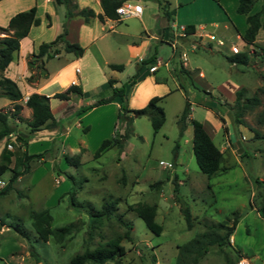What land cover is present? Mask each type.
I'll return each mask as SVG.
<instances>
[{"label": "rangeland", "instance_id": "1", "mask_svg": "<svg viewBox=\"0 0 264 264\" xmlns=\"http://www.w3.org/2000/svg\"><path fill=\"white\" fill-rule=\"evenodd\" d=\"M260 3L256 0L249 13L258 11ZM241 19V24H245L244 18ZM116 24L137 25L131 18ZM45 25L33 28L29 38L39 43L52 40L54 28ZM227 25L206 26L205 32L214 38L208 40L210 47L201 45L192 36H187L182 44L176 42L174 53H171L170 45L158 44L156 54L161 62L169 61L176 71L182 64L179 55L183 52L185 65L192 71L193 78L188 79L178 72L175 80L167 76L169 93L159 101L164 121L156 132L146 116L132 117L131 134L122 150L118 152L115 146H111L94 157L101 140L110 138L114 132L122 133L124 128L116 113L112 115L109 109H105L89 113L82 119L83 128L72 123L74 115L67 117L70 123L61 119L62 125L68 126L67 132H62L59 137L63 144L59 138L45 142L43 137L27 142L28 153L48 151L41 159L29 162V172L22 175L11 189L2 193L5 186L0 187V264H66L73 254L104 244L117 235L121 236L119 244L124 253L103 264H176L179 246L203 233L223 235L232 224L234 227L230 228L228 239L221 245H207L196 264H237L241 259L246 264H264V220L256 212L264 195V123L257 121V114L264 110V58L263 53L254 47L253 53L256 54L251 55L247 64L230 63L226 57L231 53L226 50V45L235 44L239 51L242 47L241 41L234 36V28ZM262 33L261 30L257 33L258 40ZM217 39H221L225 46L216 45ZM133 40H137L136 37ZM57 64L56 58L46 61L50 69ZM134 66L131 60L119 71L118 85L132 75ZM19 69L14 68V71ZM198 70L201 77L197 75ZM164 72L161 65L158 73ZM85 73L94 84L92 88L96 87L98 97L110 93L106 84V67L94 66ZM30 75L37 77L38 74L30 69ZM16 83L23 93L21 95L25 96L22 83L18 80ZM29 84L34 86L36 82ZM234 84L243 89L242 98L255 95L259 99L256 106L242 113L241 123L234 122L230 110L234 91H227V85ZM19 100L22 102V97ZM52 101L51 108L56 100ZM184 108L189 115L181 120ZM6 110L10 111V108ZM189 119L199 121L212 143L222 151L219 169L212 175L200 172L196 165L191 151ZM87 120H91L89 128ZM19 122L16 124L14 118H8L12 132L7 143L11 148L4 145L5 150L17 151L18 134L31 135L27 125ZM180 124L181 135L178 132ZM80 147L83 150L78 158L79 164L68 165L62 154L73 155ZM159 161L171 166L164 168ZM12 164L11 160L9 166ZM9 174L5 171L0 175V181L5 185ZM65 174L71 175L73 182ZM155 182L159 183L154 185ZM72 185L75 190L73 205L67 193ZM109 199L117 200L113 212L130 223L129 238L122 236L125 228L114 217L101 218L89 227L87 210L99 209L101 203ZM137 203L155 206L153 219L161 227L158 234L147 229L131 209ZM180 207L188 209L190 226L186 225ZM42 208H47L51 215V228L72 222L71 234L61 242H55L52 236L46 241L38 239L31 226L30 212ZM14 223L23 228L26 238L13 230ZM184 263H190V256Z\"/></svg>", "mask_w": 264, "mask_h": 264}, {"label": "trees", "instance_id": "2", "mask_svg": "<svg viewBox=\"0 0 264 264\" xmlns=\"http://www.w3.org/2000/svg\"><path fill=\"white\" fill-rule=\"evenodd\" d=\"M57 3H60L64 7V19L61 23L60 32L48 42H42L37 47V52L31 54L26 62L29 69H34L42 78L47 76L45 69L43 68V59H48L61 50L64 52H70L74 56L78 57L82 54L83 48L77 43H70L65 40L64 36L66 33V21L72 16H80L84 21H88L90 17L94 16V13L91 9L81 8L76 10V5L72 0H56ZM102 13L106 18L117 19L115 14V7L124 0H98ZM256 0H238L235 11L239 14L245 15L246 27L243 33L240 35V39L246 45H252L255 34L260 27H264V0H260V9L254 13H249L250 8ZM158 11L162 16L165 17L167 21H171L174 9L168 7L166 0L157 1ZM101 18V15H98ZM39 22L38 18L35 15V7L32 6L26 10L19 11L9 17L7 24L5 26H0V72L4 70L7 64L12 59L13 52H16L19 47V40L24 37L30 26L37 25ZM185 33H192L193 26L185 25L183 27ZM263 53L264 58V48H258ZM255 55L256 52H247L239 51L233 53L231 56L226 57L230 63L242 64L245 65L249 62L251 55ZM154 57L149 55L145 58L139 60L135 66L134 72L132 75L127 77L119 86L111 87V93L104 98L97 99L92 104L88 106H82L78 109V113L82 112L88 107L96 106L99 104H104L110 102L114 96H117L120 99L119 106L116 110L117 119L121 120L124 124L122 133L114 132V134L108 138L101 140L99 146L93 153V156H98L101 151L104 149L115 146L118 149V152L122 150V146L125 140L131 134V119L135 116L144 115L148 118L153 132H156L161 124L164 121V112L162 107L159 104V101L162 99V96H152L148 99L147 103L140 108H129L127 106L126 99L124 97L125 87L132 85L135 81V76L140 67L145 66ZM108 67L117 71L123 69L122 64L109 63ZM180 73L188 77V71L184 69L182 64H179V67L176 73ZM28 81L33 80V75H29L26 78ZM156 82L157 79H155ZM108 84L111 86V79L108 80ZM82 94L81 88L78 85L70 84L64 90L56 92L52 95L53 98L60 100L68 99L71 95L80 96ZM243 89L239 88L234 92V101L230 107V110L233 113L234 122L241 123V115L245 110H250L259 103L257 96L252 95L250 97L242 98ZM0 96L5 97L10 101L19 100L22 95L19 91L16 83L2 75H0ZM49 97L43 94L31 92L28 94L27 98L24 101V104L27 108L30 109V117L28 119H22L17 116L20 121H23L27 127L28 132L32 133L39 129H53L56 127L57 123L54 121L51 111L48 105ZM20 106L17 103H13L11 110H0V140L8 136L12 132V127L8 123V118L15 116L19 110ZM187 110L184 108L180 119L182 120L187 115ZM191 125V151L196 162V165L200 172L209 176L214 174L219 169L220 161L222 160V152L212 143L209 135L204 130L202 124L195 120L189 119ZM257 121L259 123H264V110L260 111L257 114ZM179 135L182 132V125H179ZM264 137V134H263ZM17 151H1L0 158L3 160L0 162V175L5 171H9V177L7 184L1 190V192H6L11 189V183L21 175H24L29 172L30 166L29 162L32 159H41L48 149L43 150L39 153H28L26 150V145L29 140L27 134H18L16 136ZM176 145H174V151ZM83 150V147L79 148V151L73 155L66 153L62 154L63 160L68 165H78L79 164V155ZM12 157V159H11ZM13 161L12 166H9L10 161ZM55 170L57 169L55 163L52 166ZM71 182L72 177L69 174H65ZM259 182V181H256ZM159 182H155L154 185H157ZM176 190V183H174L173 191ZM69 200L71 205L74 204V193L75 190L72 187L68 190ZM117 203L116 199H109L101 203L100 208L93 210L88 209V215L90 217L89 227L93 226L100 221L101 218L108 219L109 217H114L116 221L121 224L125 230L122 233V236L129 238L128 230L131 228L130 223L124 219L120 214H115L113 211ZM137 216H139L147 229L152 231L155 234L160 232L161 227L154 222L155 215V206L146 204V203H137L131 207ZM180 211L183 214V217L186 221V225L190 226V213L186 207H180ZM258 215L264 220V195L261 198L260 204L256 208ZM31 226L38 239L46 241L49 236H52L55 242H61L62 239L71 234L74 224L72 222L67 223L63 226L51 228L50 221L51 215L47 208H42L38 211L30 212ZM234 224L230 227H227L223 235H214L212 233H203L198 238L191 239L190 241L184 243L178 248V255L176 258V264H185L184 261L187 256H190V263L196 264L197 261L206 251V246L209 244L221 245V243L228 239L231 234V229ZM19 235L26 238L25 232L18 223H14L12 226ZM212 235V236H208ZM121 236L117 235L113 238L108 239L104 244H99L92 249L84 248L81 252L73 254L66 264H86V262H93L95 264H103L105 261H110L116 256H121L124 253V248L119 244ZM203 238V239H202ZM204 241H206L204 243ZM30 253H32L30 251Z\"/></svg>", "mask_w": 264, "mask_h": 264}, {"label": "crops", "instance_id": "3", "mask_svg": "<svg viewBox=\"0 0 264 264\" xmlns=\"http://www.w3.org/2000/svg\"><path fill=\"white\" fill-rule=\"evenodd\" d=\"M129 1L141 6L139 15L125 18L135 20L136 26H129L128 24L120 26L116 23L124 19L114 20L106 18L102 13L98 0H72L76 5V10L88 8L94 13V16L90 17L88 21H84L82 17L76 15L66 21V33L64 38L70 43H77L80 45L83 48L82 54L76 57L70 52L61 50L58 54L51 57L58 60V64L55 68L50 69L46 66V61L51 58L43 59V68L47 73L45 78H42L37 73V77L34 75L33 77L35 78L32 81H28L26 77L30 75V69L27 67L26 58L31 54H35L38 45L42 43L35 42V40L29 38V36L33 28H40L42 25L47 24L45 25L47 28L53 26L54 30L52 32V37H55L61 29V23L64 19V7L62 4L57 3L56 0H0V26H5L9 17L13 14L26 10L32 6L35 7V15L39 20L38 24L30 26L27 34L19 40L18 50L13 52L12 59L4 70L0 72V75L13 80L15 83L16 80L20 81L24 87L25 96H22V102H19L20 100L13 102L0 96V110H6L8 108L11 110L13 103L19 104L20 112H17V114L13 116L16 124L20 123L17 116L22 119H28L30 117V109L24 104L29 93L35 92L49 97V109L57 125L53 129H40L32 132L29 136L28 143L33 139L41 137L46 139L44 140L45 142H48V139L52 140L54 138H59L61 133L67 132L68 129L66 124L62 125L64 122H62L61 119L64 118V121H66L65 123H70L68 122L69 120L67 121L68 116L74 115L72 123L75 126L83 128L81 125L82 119L86 118L89 113L103 111L105 109H109L112 115L116 113L120 103V99L117 96H114L110 102L91 106L82 112H77L80 107L88 106L97 99L107 97L111 93V87L119 86L118 83H120V80L117 76L119 71L110 69L108 67L109 63L122 64L124 68L126 63H129L131 60H133V64L136 66L140 59L149 55L154 57L148 64L139 68L134 83L125 87L124 97L127 106L129 108H140L144 106L153 95L164 93L162 95L163 98L165 94L169 93V89L166 86L167 76L173 80L177 79L175 67H171L169 61L161 62V58L156 54L158 44L170 45L171 41H174V47L172 48L170 45L171 53H174L173 50H176V42L182 44L186 41L185 39L187 36H192L195 40H198L201 45L207 44L210 47V43L205 35L211 33L205 32L206 26L216 27L218 23H222L223 27L230 24L234 28V36L241 41L242 51L253 52L254 47L264 48V27L258 28L252 45L248 46L240 39V35L244 31L246 23L241 24V18L243 17L245 20V15L236 13L235 11L238 0H166L168 7L174 9L171 21H167L158 11V0ZM98 15H101V18H99ZM185 25H192L193 32L185 33L181 31V27ZM260 30L263 33L258 40L256 37ZM1 35L2 34H0V36ZM133 37H136L137 40H133ZM196 45L198 44L196 43ZM229 45H226V50L228 52H230L228 49ZM232 45L236 46L235 44ZM221 46H225L224 42ZM236 48L238 49L237 46ZM231 55L232 53L229 54V56ZM179 58L181 59L184 69L188 71L187 78L192 79L193 73L185 65V55L183 52L180 53ZM99 65L108 69L106 84L108 90H110V93L102 97L97 96L96 87L92 88L94 84L90 82L91 79L88 78L85 73L94 68V66L98 67ZM161 65L164 66V74L158 73V68ZM19 67V71L15 72L14 68ZM31 71L34 73L33 70ZM196 72L199 77L202 76L199 70ZM109 79L112 81L111 86L108 84ZM155 79H157L158 82H156ZM29 82H36V84L33 86L30 85ZM70 84L78 85L81 88L82 94L80 96L71 95L68 99L64 100L52 97L54 93L64 90ZM227 86L229 89L227 91L233 90L235 92L239 89V86L235 84L233 86ZM19 91L21 92V90ZM92 91L93 93H91ZM21 94L23 95L22 92ZM52 100H56L53 104L54 109L53 107L51 108ZM55 109L57 111L56 113L54 112ZM22 112L24 113L22 114ZM90 121L91 120L85 121L88 128L92 126ZM84 129H86V127H84ZM46 132L48 134H46ZM7 140L8 136L0 140V153L1 151L8 152V149H4V145L6 146V144H8ZM60 141L61 144H63L61 139ZM21 176H18L11 183L12 187L15 183L19 182ZM0 184L1 188L5 186L2 181H0Z\"/></svg>", "mask_w": 264, "mask_h": 264}, {"label": "built area", "instance_id": "4", "mask_svg": "<svg viewBox=\"0 0 264 264\" xmlns=\"http://www.w3.org/2000/svg\"><path fill=\"white\" fill-rule=\"evenodd\" d=\"M114 11H115V14L117 15L116 20H120V19H125L128 17H134V16L139 15V13L141 12V6L137 3L130 2L129 0H124V1H121L120 4L115 7ZM181 31H183V27H181ZM205 36L207 37L208 40L214 39L212 34H206ZM215 43L219 46L223 45V41L220 39H217L215 41ZM170 45L173 48L174 47V41H171ZM228 49H229L230 53H232V54L238 52V49L236 48V46H234L232 44L228 46ZM181 55H183V54H181ZM6 147L11 148L10 144H6ZM158 164H160L164 168H168L171 166L170 163H164L162 161H159ZM237 264H246V262L243 259H241L237 262Z\"/></svg>", "mask_w": 264, "mask_h": 264}]
</instances>
